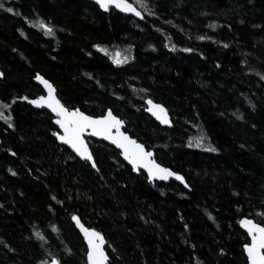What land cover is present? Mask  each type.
Here are the masks:
<instances>
[{"label": "trees", "instance_id": "1", "mask_svg": "<svg viewBox=\"0 0 264 264\" xmlns=\"http://www.w3.org/2000/svg\"><path fill=\"white\" fill-rule=\"evenodd\" d=\"M129 2L143 19L89 0H0V264H88L73 216L105 236L109 264L248 263L240 220L264 224V0ZM37 74L67 107L111 109L189 188L149 181L103 141L89 139L95 168L79 159L28 102Z\"/></svg>", "mask_w": 264, "mask_h": 264}, {"label": "snow or ice", "instance_id": "2", "mask_svg": "<svg viewBox=\"0 0 264 264\" xmlns=\"http://www.w3.org/2000/svg\"><path fill=\"white\" fill-rule=\"evenodd\" d=\"M141 4L144 0H140ZM97 3L102 9H108L110 6H114L117 9L126 13H134L136 16H141V11L130 3L129 0H97ZM4 7L3 3H0V8ZM8 12H12V8L7 9ZM42 26L47 30L46 34L51 35L52 29L48 24L41 21ZM198 39L204 40V36H199ZM94 47L99 48L101 51H106L99 44ZM185 51H192V49H185ZM115 59V58H114ZM117 64L123 63L121 59H115ZM3 75V73H0ZM36 80L42 82L47 88L48 95H41L31 101L32 104L47 105L53 113L56 114L55 123L63 130V132H56L55 136L62 142L69 145L80 157H84L89 161H92V167H96V161L93 159L92 153L89 151L88 145L84 139V133L88 130L98 137H105L111 140L114 144L118 145L123 150L122 155L127 159L134 169L140 170V167L147 169L148 178L162 177L168 179L170 176H174L179 180H183L178 172L172 171V169L164 167L152 158L153 153L145 149L144 144L139 143L127 132L121 131V126L124 121L119 116L114 115L111 109H108L106 114L100 116L87 115L79 108L66 107L64 103L55 95V89L53 85L46 80L43 76L37 74ZM27 99V97H23ZM147 103L151 105L148 108L149 112H153L164 124H170L171 120L168 118L167 110L161 104H155L152 99H148ZM8 107L7 104L4 105ZM155 110V111H154ZM2 115V114H0ZM115 130V131H113ZM197 145L203 142L202 138L197 137ZM218 151V149H212ZM78 227L84 234L87 240V261L88 264H106L108 261V255L104 248V237L100 231L95 228L85 227L81 220L77 216H73ZM240 224L247 230L248 236L251 238L250 243L243 245L248 258V264H264V224L256 223L251 219L242 218ZM223 251V250H221ZM51 264H60V261L53 259Z\"/></svg>", "mask_w": 264, "mask_h": 264}, {"label": "water", "instance_id": "3", "mask_svg": "<svg viewBox=\"0 0 264 264\" xmlns=\"http://www.w3.org/2000/svg\"><path fill=\"white\" fill-rule=\"evenodd\" d=\"M89 1H92V2H95V3H97V0H89ZM131 3V2H130ZM135 6V5H134ZM110 7H112V8H115L114 6H110ZM115 9H117V8H115ZM138 9V8H137ZM118 11H120V12H122V13H124V14H127V15H131V16H133V17H135V18H137V19H142L143 18V14H142V12H141V16H136L134 13H126V12H123L122 10H120V9H117ZM139 10V9H138ZM140 11V10H139ZM0 73H2V71L0 70ZM39 75H41V74H39ZM41 76H43V75H41ZM3 75H0V79H3ZM44 77V76H43ZM45 78V77H44ZM46 80H48L52 85H53V87H54V89H55V95L57 96V98L59 99V97H58V95H57V88H56V86L49 80V79H47V78H45ZM35 80V82L42 88V90H43V94H40L39 96H41V95H44V96H47L48 95V91H47V88L42 84V82H40V81H38V80H36V79H34ZM39 96H36V97H33V98H31V99H29V103L32 105V107H34L35 109H46L47 111H49L55 118H56V114L55 113H53L52 112V110L51 109H49L48 107H47V105H39V104H32L31 103V101L33 100V99H35V98H37V97H39ZM147 101H148V99L146 100V113L150 116V117H152L154 120H156L160 125H162L163 127H172L173 126V122H172V118H171V115H170V113H169V111H168V109L166 108V106H164L163 104H161V103H158V102H155V101H153L155 104H161V105H163L164 106V108L167 110V115H168V118L171 120V123L170 124H164L160 119H158V117L156 116V115H154L153 114V112H149L148 111V108L149 107H151V105H149L148 103H147ZM61 103H62V101H61ZM67 107V106H66ZM155 111V110H154ZM107 112V111H106ZM106 112L104 113V114H106ZM87 115H91V114H88V113H86ZM103 114V115H104ZM114 114V113H113ZM114 115H116V114H114ZM94 116V115H93ZM120 119H122V118H120ZM123 120V119H122ZM124 121V120H123ZM54 123H55V119H54ZM55 125L57 126V128H58V131L59 132H63V130L59 127V125H57L56 123H55ZM57 131V132H58ZM113 131H115V130H113ZM121 131H124V132H127L126 131V123H125V121H124V124L121 126ZM127 134L128 135H130L131 136V134L129 133V132H127ZM88 138L89 139H93V140H97V141H103V142H105V143H107V144H109V145H111V146H113V147H115L116 149H118L119 151H120V155H121V158L129 165V166H131L132 168H133V166L131 165V163L127 160V159H125V157L122 155V152H123V150L122 149H120L119 148V146L118 145H116V144H114L111 140H108L107 138H105V137H98V136H95L92 132H91V130H88L87 132H85L84 133V139H85V141H86V143H87V145H88V148H89V151L92 153V149H91V146H90V144H89V142H88ZM134 138V137H133ZM56 139H57V141L60 143V144H62V145H65V146H67L70 150H72L73 151V153L79 158V159H81V160H85V161H89V160H87L86 158H84V157H80L79 156V154L78 153H76L69 145H67L66 143H64V142H62V141H60L57 137H56ZM134 139H136V138H134ZM137 140V139H136ZM138 141V140H137ZM139 143H142V142H140V141H138ZM143 144V143H142ZM145 146V145H144ZM145 149L147 150V151H151L152 153H153V156H152V158L154 159V160H156V158H155V153H154V151L153 150H148L147 148H146V146H145ZM92 155H93V153H92ZM93 159H94V157H93ZM91 164H92V161H89ZM156 162L157 163H159L157 160H156ZM160 164V163H159ZM165 167V166H164ZM167 168H169V167H167ZM134 169V168H133ZM171 169V168H170ZM135 171H137L136 169H134ZM140 170H143L146 174H147V176H148V172H147V169H145V168H143L142 166L140 167ZM172 171H174V170H172ZM174 172H176V171H174ZM180 174V173H179ZM182 177H184L182 174H180ZM149 179V178H148ZM175 180V181H177V182H179V183H181L183 186H185L186 188H189V186H188V184H187V182H186V180H185V178L183 179V180H179V179H177L176 177H174V176H170V177H168V179H163L162 177H159V176H157V177H153L152 179H149V181H151V182H154V181H159V182H161V181H163V182H168L169 180ZM245 218H247V217H245ZM248 219H251V220H253L254 222H256L254 219H252V218H248ZM74 222H75V220H74ZM81 223H83L82 221H81ZM256 223H258V222H256ZM75 224H76V222H75ZM84 224V223H83ZM85 225V224H84ZM76 226H77V228L79 229V231H80V233H81V235H82V237H83V240H84V243H85V245H86V249H87V240L85 239V237H84V234H83V232L81 231V229L78 227V225L76 224ZM85 227H88L87 225H85ZM240 227L242 228V230L244 231V232H246L247 233V230L240 224ZM89 228H92V227H89ZM97 230V229H96ZM98 231V230H97ZM102 234V233H101ZM102 236L104 237V241H105V244H104V248H105V252L107 253V255H108V261H106V264H109V261H110V255H109V253H108V251H107V249H106V238H105V236L102 234ZM249 243L251 242V238H250V236H249ZM244 253H245V255H246V257H247V253H246V251H245V249H244ZM86 256H87V254H86ZM53 259H57V258H53ZM53 259H51L50 261H48L46 264H51V261L53 260ZM248 259V258H247ZM58 260V259H57ZM61 264V263H60ZM248 264V263H247Z\"/></svg>", "mask_w": 264, "mask_h": 264}, {"label": "bare ground", "instance_id": "4", "mask_svg": "<svg viewBox=\"0 0 264 264\" xmlns=\"http://www.w3.org/2000/svg\"><path fill=\"white\" fill-rule=\"evenodd\" d=\"M92 2V1H91ZM98 4V3H97ZM112 8V7H111ZM115 9V8H114ZM117 10V9H116ZM120 12V11H119ZM122 13V12H121ZM124 14V13H123ZM127 15V14H126ZM143 19V18H142ZM1 70V69H0ZM3 73V72H2ZM36 77V76H35ZM35 79V78H34ZM35 81V80H34ZM31 99V98H30ZM28 102H29V99H28Z\"/></svg>", "mask_w": 264, "mask_h": 264}]
</instances>
